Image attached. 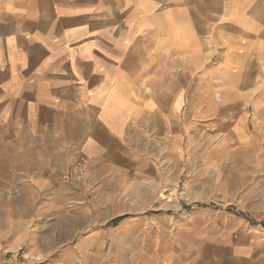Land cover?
Here are the masks:
<instances>
[{"label":"crops","instance_id":"obj_1","mask_svg":"<svg viewBox=\"0 0 264 264\" xmlns=\"http://www.w3.org/2000/svg\"><path fill=\"white\" fill-rule=\"evenodd\" d=\"M1 118L38 184L55 160L94 176L158 150L237 160L222 172L244 183L218 179V205L157 227L130 264H264V0H0Z\"/></svg>","mask_w":264,"mask_h":264},{"label":"rangeland","instance_id":"obj_2","mask_svg":"<svg viewBox=\"0 0 264 264\" xmlns=\"http://www.w3.org/2000/svg\"><path fill=\"white\" fill-rule=\"evenodd\" d=\"M6 123L0 119V157H10L0 158V264H130L157 227L182 225L180 217L196 205H218L207 189L218 179L244 183V175L226 172L241 168L237 160H207L202 151L195 158L184 143L177 161L158 150L155 162L106 168L98 176L77 166L60 173L55 160L52 183L38 184L15 167L30 144H14L9 135L20 133ZM164 215L170 222L156 218Z\"/></svg>","mask_w":264,"mask_h":264},{"label":"bare ground","instance_id":"obj_3","mask_svg":"<svg viewBox=\"0 0 264 264\" xmlns=\"http://www.w3.org/2000/svg\"><path fill=\"white\" fill-rule=\"evenodd\" d=\"M41 157V156H40ZM34 166V165H33Z\"/></svg>","mask_w":264,"mask_h":264}]
</instances>
